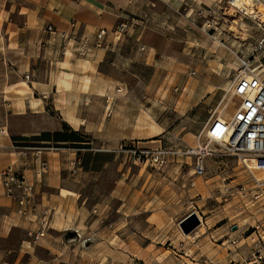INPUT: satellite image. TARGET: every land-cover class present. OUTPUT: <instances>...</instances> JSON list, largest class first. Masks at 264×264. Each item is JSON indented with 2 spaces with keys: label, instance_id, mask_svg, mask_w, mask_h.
I'll use <instances>...</instances> for the list:
<instances>
[{
  "label": "rangeland",
  "instance_id": "374dc122",
  "mask_svg": "<svg viewBox=\"0 0 264 264\" xmlns=\"http://www.w3.org/2000/svg\"><path fill=\"white\" fill-rule=\"evenodd\" d=\"M253 2L256 19L224 0L122 3L127 17L120 22L143 24L130 27L120 41L110 39L122 82L120 99L114 98L120 128L114 137L121 139L104 144L84 133L93 141L90 148L53 147L78 152L82 165L71 174L86 209L51 231V246L37 245L35 257L18 264H264V193L220 146H209L212 156L190 153L244 64L264 77L258 10L264 0ZM29 4L0 0V14L12 10L5 18L22 25L18 8ZM2 22L0 15V29ZM136 30L145 32L140 42ZM5 43L0 37V60L11 55L3 51ZM147 45L157 51H142ZM13 124L25 129L37 122ZM160 150L169 152L165 164L150 159ZM141 151L150 153L148 160L138 159ZM200 157L203 176L194 173Z\"/></svg>",
  "mask_w": 264,
  "mask_h": 264
},
{
  "label": "crops",
  "instance_id": "0c3cea01",
  "mask_svg": "<svg viewBox=\"0 0 264 264\" xmlns=\"http://www.w3.org/2000/svg\"><path fill=\"white\" fill-rule=\"evenodd\" d=\"M124 1L29 0L31 7L18 8L22 25H17L14 18H5L12 10L0 14L6 19L0 29V37L6 40L3 51L13 56L0 60V174L22 163L13 137L60 131L66 124L104 144L120 141L114 137L120 132L117 102L121 94L116 90L122 83L115 76L116 49L110 45L95 47L93 39L99 30L112 31L127 17L126 9L120 10ZM10 19L11 23L7 22ZM144 34L143 30H136L135 41L140 42ZM82 36L91 39L86 56L77 51ZM146 48L156 50L152 45L141 50ZM133 68L137 69V62ZM110 95L117 100L113 103L117 106L113 116L106 111L105 96ZM25 119L37 124L14 128V120ZM34 155L31 152V160L23 171L28 182L35 185L38 204L54 212L51 228L38 244L32 241L29 232H38V224L17 216L18 206L6 195L0 176V264H18L26 256L35 257L37 245L53 244L52 230L60 231L56 227L65 226L67 216L79 217L86 209L78 178L71 174L78 152L43 151L40 157L48 162L49 169L42 177L37 176Z\"/></svg>",
  "mask_w": 264,
  "mask_h": 264
},
{
  "label": "built area",
  "instance_id": "2783aa9c",
  "mask_svg": "<svg viewBox=\"0 0 264 264\" xmlns=\"http://www.w3.org/2000/svg\"><path fill=\"white\" fill-rule=\"evenodd\" d=\"M224 1L232 7L235 4L234 0ZM238 10L244 16H250L242 9ZM142 24V21L131 19L118 23L112 31L101 29L93 39V45L95 47H109L110 36L114 40L120 41L130 27H138ZM48 30L52 31V27H49ZM90 42L89 37L82 36L77 49L80 55H87ZM28 78L26 76V79ZM118 94H121V89H118ZM113 103V96H105L106 111L109 116L113 113ZM231 106L234 110L232 114H229L228 110ZM196 141L197 147L191 149V154L200 155L203 153L204 156H212L209 146H220L229 155L238 158L256 189L264 193V77L261 73L251 69L250 64H244V70L235 75L229 91L204 128L197 134ZM203 143L205 145H202ZM14 148L18 150L22 163L20 166H10L2 171L0 176L6 195L12 198L18 206L17 216L38 224V232H29L32 241L37 244L47 236L54 212L51 208L38 204L35 185L28 182L23 169L31 160V152H33L38 168L37 176L42 177L43 174L47 173L49 164L40 157V154L43 151L54 150V148L16 145ZM121 150H124L123 146ZM168 155L169 152L160 150L152 153L150 159L165 164ZM149 156V152L141 151L138 159L140 161L148 160ZM81 165V160L77 159L73 163L72 173L76 174ZM194 173L197 176L205 174L203 157L199 158Z\"/></svg>",
  "mask_w": 264,
  "mask_h": 264
},
{
  "label": "trees",
  "instance_id": "16d2710c",
  "mask_svg": "<svg viewBox=\"0 0 264 264\" xmlns=\"http://www.w3.org/2000/svg\"><path fill=\"white\" fill-rule=\"evenodd\" d=\"M16 146L25 147H71L74 149L90 148L93 141L85 136L84 132L74 131L71 127L64 124L63 129L55 132H43L33 137H13ZM38 142L41 144H23L22 142ZM43 143V144H42Z\"/></svg>",
  "mask_w": 264,
  "mask_h": 264
},
{
  "label": "bare ground",
  "instance_id": "6f19581e",
  "mask_svg": "<svg viewBox=\"0 0 264 264\" xmlns=\"http://www.w3.org/2000/svg\"><path fill=\"white\" fill-rule=\"evenodd\" d=\"M234 9H242L243 11L247 12L248 15L252 16L253 18H257L256 12L254 11V5L252 0H234ZM259 12L262 14V21L264 20V5L258 7ZM200 217V216H199ZM201 219V217H200Z\"/></svg>",
  "mask_w": 264,
  "mask_h": 264
},
{
  "label": "water",
  "instance_id": "95a60500",
  "mask_svg": "<svg viewBox=\"0 0 264 264\" xmlns=\"http://www.w3.org/2000/svg\"><path fill=\"white\" fill-rule=\"evenodd\" d=\"M194 228V227H193ZM193 228H191L190 230H188L186 233H189Z\"/></svg>",
  "mask_w": 264,
  "mask_h": 264
}]
</instances>
